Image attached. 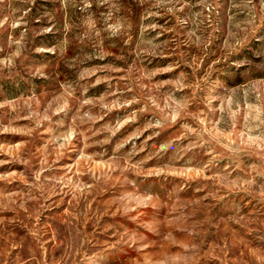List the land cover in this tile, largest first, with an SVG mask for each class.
Here are the masks:
<instances>
[{"label": "rangeland", "instance_id": "obj_1", "mask_svg": "<svg viewBox=\"0 0 264 264\" xmlns=\"http://www.w3.org/2000/svg\"><path fill=\"white\" fill-rule=\"evenodd\" d=\"M0 264H264V0H0Z\"/></svg>", "mask_w": 264, "mask_h": 264}]
</instances>
